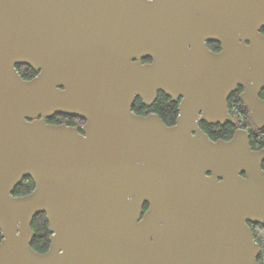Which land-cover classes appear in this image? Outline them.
I'll use <instances>...</instances> for the list:
<instances>
[{
    "label": "water",
    "instance_id": "obj_1",
    "mask_svg": "<svg viewBox=\"0 0 264 264\" xmlns=\"http://www.w3.org/2000/svg\"><path fill=\"white\" fill-rule=\"evenodd\" d=\"M262 27L264 0H0V264H259L264 148L199 124L232 122L240 85L264 128ZM159 91L183 97L173 125L132 110Z\"/></svg>",
    "mask_w": 264,
    "mask_h": 264
},
{
    "label": "trees",
    "instance_id": "obj_2",
    "mask_svg": "<svg viewBox=\"0 0 264 264\" xmlns=\"http://www.w3.org/2000/svg\"><path fill=\"white\" fill-rule=\"evenodd\" d=\"M260 32L264 34V27L261 28ZM16 67L24 79H31L37 74V71L33 70L29 65L21 64ZM132 108L135 112L143 110L145 112L154 111L166 125L173 124L178 113L176 103L170 100V98L163 93H159L156 100L149 107L143 105L140 98H136ZM232 113L233 115H236V117L232 118V122L214 125L201 122L200 127L207 128L209 132L212 130L213 133L219 134L224 138H229L236 128H244L250 133L249 140L251 148L254 150L264 148V128H257L249 117L243 116L244 112H242L238 107H235ZM47 122L79 127L85 122V120L76 115L55 114L48 119ZM262 168L264 169V162L262 163ZM33 188L34 183L32 179L24 177L13 189L12 193L16 196L25 195L31 192ZM248 225L253 231L255 241L260 248V252L257 256V262L259 264H264V225L252 222H248ZM31 228L34 231L31 247L37 252H45L48 249L50 237L46 215L44 213L36 215L32 220ZM1 237L0 232V240Z\"/></svg>",
    "mask_w": 264,
    "mask_h": 264
},
{
    "label": "flooded vegetation",
    "instance_id": "obj_3",
    "mask_svg": "<svg viewBox=\"0 0 264 264\" xmlns=\"http://www.w3.org/2000/svg\"><path fill=\"white\" fill-rule=\"evenodd\" d=\"M206 45H207V47H208V49L212 52V53H215V54H217V53H219L220 51H221V47H220V44L219 43H217V42H213V41H209V42H207L206 43ZM142 61L143 62H151V59L150 58H146V59H142ZM245 91V88L243 87V86H240V85H237L236 87H235V89L233 90V91H231V93L229 94V96H228V98H227V100H226V106H227V111H228V113H229V115L233 118V117H236V115H233V113H232V111L234 110V108L235 107H238L242 112H244V114H243V116L244 117H249L250 118V110H249V108L242 102V100H241V98H240V96H241V94L243 93ZM159 93H162V92H158V94ZM164 94V93H163ZM167 97H169V96H167ZM258 97L260 98V99H264V88H262V89H260L259 90V92H258ZM136 98H138V97H136ZM135 98V99H136ZM170 98V100H172L174 103H176V105H177V111H178V106H179V103H180V101L182 100V96H179V97H177L176 99H172L171 97H169ZM141 100V99H140ZM141 103H142V100H141ZM133 104H134V102H133ZM143 104V103H142ZM144 105V104H143ZM133 106V105H132ZM145 106H147V105H145ZM149 106H151V105H149ZM149 106H147V107H149ZM132 110H133V108H132ZM135 114H138V115H148V114H150V113H156V112H154V111H139V112H135V111H133ZM178 114V113H177ZM199 115H202V111H200L199 112ZM177 117V116H176ZM51 118V117H50ZM50 118H48V119H50ZM48 119H46V121L48 120ZM176 119V118H175ZM202 122H204V121H202ZM85 123V122H84ZM83 123V124H84ZM174 123H175V120H174ZM173 123V124H174ZM201 123V122H200ZM83 124H81L80 126H79V128L83 125ZM173 124H171V125H173ZM208 124V123H207ZM216 124H219V123H216ZM212 125H214V124H212ZM199 126H200V124H199ZM201 128V130L211 139V140H213V141H217V140H220V139H222V140H229V139H231V137L233 136V134H234V132H235V130L237 129H235L234 131H233V133H232V135L229 137V138H224V137H222V136H220L219 134H216V133H213V131L212 130H210V132H209V130H207V128H202V127H200ZM249 137H250V133H249ZM264 162V161H263ZM144 207H146V208H144V210H146L147 208H148V205L147 204H145L144 205Z\"/></svg>",
    "mask_w": 264,
    "mask_h": 264
}]
</instances>
